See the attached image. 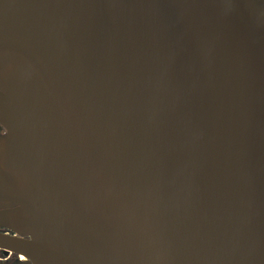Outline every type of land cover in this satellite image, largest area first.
Listing matches in <instances>:
<instances>
[{
    "label": "water",
    "instance_id": "1",
    "mask_svg": "<svg viewBox=\"0 0 264 264\" xmlns=\"http://www.w3.org/2000/svg\"><path fill=\"white\" fill-rule=\"evenodd\" d=\"M0 121L4 264H264V0H0Z\"/></svg>",
    "mask_w": 264,
    "mask_h": 264
},
{
    "label": "flooded vegetation",
    "instance_id": "2",
    "mask_svg": "<svg viewBox=\"0 0 264 264\" xmlns=\"http://www.w3.org/2000/svg\"><path fill=\"white\" fill-rule=\"evenodd\" d=\"M6 132H7L6 127L0 121V137L5 135ZM5 209H6V207H3L1 205V202H0V212H2ZM2 234L9 236V237H13V238H23L20 234H18L13 229H11L7 226H4L0 223V235H2ZM25 260H27V257L24 256L22 253H18L16 251H12V250H8V249L0 247V264L13 263L16 261H25Z\"/></svg>",
    "mask_w": 264,
    "mask_h": 264
}]
</instances>
